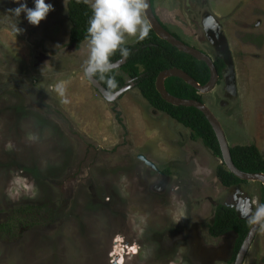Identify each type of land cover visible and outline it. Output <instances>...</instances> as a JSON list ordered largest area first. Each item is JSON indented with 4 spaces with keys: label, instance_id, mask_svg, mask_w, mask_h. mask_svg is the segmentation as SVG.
Here are the masks:
<instances>
[{
    "label": "rangeland",
    "instance_id": "374dc122",
    "mask_svg": "<svg viewBox=\"0 0 264 264\" xmlns=\"http://www.w3.org/2000/svg\"><path fill=\"white\" fill-rule=\"evenodd\" d=\"M45 2L54 10L33 26L24 13L11 12L18 7L13 0H0V226L13 225L11 234L0 230V264H112L119 251L121 264H187L162 259L158 239L161 231L166 243L173 239L171 228L187 224L189 212L190 224L201 228L198 246L225 252L224 261L212 263L232 264L235 234L214 240L205 234L213 212L208 198L231 197L215 175L220 159L151 108L137 88L104 100L85 77L88 42L75 47L68 40L67 0ZM152 4L169 31L211 57L202 15L216 18L232 54L236 97L225 96L219 83L204 102L229 145L251 143L264 155V0ZM160 169L168 171L169 191L157 196ZM241 187L253 201L251 218L260 185ZM243 264H264V221Z\"/></svg>",
    "mask_w": 264,
    "mask_h": 264
},
{
    "label": "trees",
    "instance_id": "16d2710c",
    "mask_svg": "<svg viewBox=\"0 0 264 264\" xmlns=\"http://www.w3.org/2000/svg\"><path fill=\"white\" fill-rule=\"evenodd\" d=\"M151 5L153 8L152 0ZM66 8L67 20L70 25L68 40L75 47H78L83 41H87L85 39L87 21L91 15L89 0L88 3H85V0H67ZM163 26L167 29L165 25ZM172 34L179 39L176 34ZM125 46L129 48L130 55L125 59L124 64L110 73L103 76L97 73L94 77L110 92L118 90L125 84V80L131 79L134 82V87L138 89L142 98L145 99L151 108L167 115L170 119L188 129L192 140H200L213 155L221 159L215 134L204 115L193 107L173 106L165 102L155 89L154 84L155 78L160 71L177 67L203 85L209 79V70L206 64L178 51L166 41L158 38L150 28L147 38L144 40L136 39L133 43ZM121 58L118 51L110 57L112 62ZM214 65L218 73L224 66L221 59H215ZM109 79L113 80L115 87L109 85ZM218 83H220V80H218ZM164 86L167 92L173 96L204 102V95L199 94L193 87L179 78L169 77L165 79ZM115 118L121 125L118 112H115ZM230 154L234 165L239 170L264 173V155L254 144L230 145ZM215 175L219 183L224 187L245 183V181L236 178L229 172L223 163L216 166ZM259 185L261 191L259 205L261 206L263 200L262 186L260 183ZM21 211L22 214L27 213L25 209H21ZM48 215L51 217V214ZM251 218L247 220L239 219L233 209L224 206H220L216 210L213 224L209 226V234L213 237H218L229 231L235 233L236 238L231 261L234 260L235 254L252 224ZM12 227V224L10 225L9 222H6L0 226V230L6 234H11Z\"/></svg>",
    "mask_w": 264,
    "mask_h": 264
},
{
    "label": "water",
    "instance_id": "95a60500",
    "mask_svg": "<svg viewBox=\"0 0 264 264\" xmlns=\"http://www.w3.org/2000/svg\"><path fill=\"white\" fill-rule=\"evenodd\" d=\"M148 7L144 13V19L147 22L149 28L154 32V34L166 41L168 44L176 48L178 51H181L191 57L195 58L198 61H202L206 64L209 70V79L208 81L201 85L194 78H192L188 73L177 67H171L160 71L155 78V89L159 93L160 97L167 103L173 106H185L193 107L199 110L209 125L211 126L218 146L220 149L221 163L224 164L225 168L231 172L236 178L245 181V182H257L262 186V205H264V173L262 172H244L239 170L233 163L231 154H230V145L225 136L224 130L217 119L213 114L212 110L209 108L205 102H201L195 99H186L180 98L171 95L167 92L164 86L165 79L169 77H176L181 79L183 82L193 87L199 94L205 95L210 93L215 86L218 84V80L223 84V91L225 96L236 97V77L234 62L232 58L231 51L229 49L227 39L221 29V25L217 22L216 18L205 11L202 15V25L204 34L214 49L215 56L211 57L207 53L201 51L198 48L192 47L182 40L176 38L168 29H166L157 15L154 13L151 0H146ZM67 3V2H66ZM221 59L224 66L222 67L220 73H218L215 65V59ZM125 58H121L113 62L118 69L122 64H124ZM87 81L90 85L99 93V95L106 100L107 102H115L122 94L127 90L134 87V82L131 79L125 81V84L121 86L118 90L114 92L108 91L94 76L87 77ZM225 103V102H224ZM138 159L142 160L147 166L156 170L154 164L148 160L144 155L139 154ZM168 178L165 180L167 181ZM163 184V181L159 184V187ZM228 191L234 195V202L232 204H222L234 210L236 216L239 219L247 220L250 218L251 211L253 208V201L246 192L242 189L241 184L237 183L228 188ZM209 201L213 202L212 199L208 198ZM261 222L252 223L248 229L232 264H243L247 251L252 244L255 234L260 226ZM117 243V242H116ZM119 255L115 254L114 259L111 262L112 264H120L118 262Z\"/></svg>",
    "mask_w": 264,
    "mask_h": 264
},
{
    "label": "clouds",
    "instance_id": "9594fccd",
    "mask_svg": "<svg viewBox=\"0 0 264 264\" xmlns=\"http://www.w3.org/2000/svg\"><path fill=\"white\" fill-rule=\"evenodd\" d=\"M18 7L11 12L19 17L25 14L28 23L38 26L54 10L51 3L45 0H33V7H28L22 0H13ZM88 3V0H85ZM91 15L87 21L85 39L88 42L89 55L84 69L87 77L99 73L101 76L110 73L116 65L111 61L117 51L122 58L130 55L126 47V37L144 40L149 33V26L144 19L148 7L146 0H91ZM109 85L115 87L113 80ZM62 94V86L57 85ZM264 221V205L259 206L251 218V223Z\"/></svg>",
    "mask_w": 264,
    "mask_h": 264
},
{
    "label": "flooded vegetation",
    "instance_id": "af4514ba",
    "mask_svg": "<svg viewBox=\"0 0 264 264\" xmlns=\"http://www.w3.org/2000/svg\"><path fill=\"white\" fill-rule=\"evenodd\" d=\"M217 59H219V58H217ZM127 80H125V81H127ZM220 161H221V159H220ZM156 172H157L156 174H158V177H159V180H158V181H160L159 184L161 183V181H163V184L161 185V187H159V184H156L153 187L154 189L152 187L151 188H152V190L155 191L154 192L155 195H157V196L164 195L165 192L169 191V189L166 190V186H167L168 183L165 180L167 178L165 175H167L168 171L166 172V169H163V170L160 169L159 171H156ZM161 177H162V179H161ZM229 187L222 186V188H224L226 190ZM230 196L231 197L228 198L226 194H223V196H222L223 198L221 197L222 199L216 200V201H213V202L210 201L211 206H213V212H212V215H211L210 219L208 220V222L206 224V233L205 234H206L207 238H211L212 240L218 239V238H225V236H227L228 234L233 233L232 231H229V232H226V233H224V234H222V235H220L218 237H213V236H211L209 234V226L213 224L216 210L220 206H224V205H222L223 203L224 204L225 203L226 204H232L231 203V198L234 197V195L230 194ZM224 207H227V206L225 205ZM227 208H229V207H227ZM186 220L187 221L189 220V222L187 224L182 225L181 227H178V228L175 227V226H173L171 228V232L175 236L173 237V239H170L167 243L165 241L166 232L161 231V234H159L158 241L161 243V247H159V250H160L159 254L161 255L162 259H165L167 261V260H170L171 258L173 260L178 258L179 261H181L182 263H183V261H186L187 264L188 263L189 264H214L212 262H214L215 260H218V261H221V262L224 261L225 258H223V257L225 255V252H223L222 254H218V252L214 251L213 248L211 246H209L210 244H208V243L204 244V242H202L201 246H198V243H200V242H198L199 239L197 238V233H201V230H200L201 228H199L198 224H196V223H191L190 224V222H191L190 221L191 220V213L190 212L186 216ZM235 238H236V235H235ZM163 241H165V242H163ZM207 242H209V239H207ZM183 250L184 251L186 250V253L184 254L185 256H183ZM230 250H231V245L228 244V246H227L228 253H229ZM187 256L189 258H191L194 263L193 262L191 263V261H189Z\"/></svg>",
    "mask_w": 264,
    "mask_h": 264
},
{
    "label": "bare ground",
    "instance_id": "6f19581e",
    "mask_svg": "<svg viewBox=\"0 0 264 264\" xmlns=\"http://www.w3.org/2000/svg\"><path fill=\"white\" fill-rule=\"evenodd\" d=\"M115 252H116V251H115ZM118 253H119L118 255H120V256H119L120 259L118 260V262L121 264V261L123 260V255L121 254L120 251H119Z\"/></svg>",
    "mask_w": 264,
    "mask_h": 264
},
{
    "label": "crops",
    "instance_id": "0c3cea01",
    "mask_svg": "<svg viewBox=\"0 0 264 264\" xmlns=\"http://www.w3.org/2000/svg\"><path fill=\"white\" fill-rule=\"evenodd\" d=\"M126 44H129V43H126Z\"/></svg>",
    "mask_w": 264,
    "mask_h": 264
}]
</instances>
